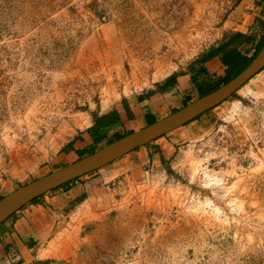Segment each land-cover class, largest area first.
Here are the masks:
<instances>
[{
  "label": "rangeland",
  "instance_id": "rangeland-1",
  "mask_svg": "<svg viewBox=\"0 0 264 264\" xmlns=\"http://www.w3.org/2000/svg\"><path fill=\"white\" fill-rule=\"evenodd\" d=\"M242 1L0 0V187L16 178L3 195L43 177L116 105L231 38ZM162 40L174 51L145 68ZM185 130L156 164L104 183L36 264H264V70ZM108 132L85 153L124 135Z\"/></svg>",
  "mask_w": 264,
  "mask_h": 264
},
{
  "label": "crops",
  "instance_id": "crops-1",
  "mask_svg": "<svg viewBox=\"0 0 264 264\" xmlns=\"http://www.w3.org/2000/svg\"><path fill=\"white\" fill-rule=\"evenodd\" d=\"M263 22L264 0H243L235 12V22L232 26L233 36L207 54L218 49L221 53L206 63L201 61L193 63L186 73L172 74L165 80L140 92L137 96L127 98L124 102L116 105L111 110L118 111L120 121L110 128L109 135L122 132L124 135L135 133L199 100L201 97L197 96L202 93L200 85H197L199 82L204 87V84L207 86L211 80H223L227 76L230 66L228 61H231L230 52L235 51L240 58L255 55L264 38ZM235 34H242L245 38L232 42ZM196 121L172 133L180 131L176 137L182 136L186 134V127ZM172 133L79 178L67 188L48 192L39 198L37 203H31L24 207L0 226V264H36L41 262L40 254L50 241L71 224L76 213L84 204L96 198L105 189L104 183L111 181L120 172L131 171L133 173L142 170L147 163L151 162V159L156 164L157 160L151 156L156 153L157 149L167 155L170 150L169 146L172 145L169 143L172 140L170 138ZM151 145H160V148L155 146L154 148ZM67 146L68 150L57 155L51 165H47L48 173L44 172L41 176L60 169L61 167L49 169L57 163L64 162L69 165L77 161L74 159L79 152L84 153L82 157L90 155L85 152L94 146V141L87 132L72 138ZM38 171L39 169H36L35 174ZM21 178L20 181L24 180L25 176ZM13 179L15 180L6 181L0 187V200L6 196L3 195V192L13 188L16 178ZM14 191L10 190L8 193Z\"/></svg>",
  "mask_w": 264,
  "mask_h": 264
},
{
  "label": "water",
  "instance_id": "water-1",
  "mask_svg": "<svg viewBox=\"0 0 264 264\" xmlns=\"http://www.w3.org/2000/svg\"><path fill=\"white\" fill-rule=\"evenodd\" d=\"M263 70L264 48L243 73L213 93L9 194L0 200V226L48 192L93 173L216 109L239 93Z\"/></svg>",
  "mask_w": 264,
  "mask_h": 264
},
{
  "label": "trees",
  "instance_id": "trees-1",
  "mask_svg": "<svg viewBox=\"0 0 264 264\" xmlns=\"http://www.w3.org/2000/svg\"><path fill=\"white\" fill-rule=\"evenodd\" d=\"M262 26L264 28V22H263ZM244 38H245V36H243L242 34H235L234 37H233L232 42H236V41L242 40ZM263 48H264V38H263V41L260 43L257 52L252 57L240 58V56L236 55L235 51L230 52L229 56H231V61H228V64L230 65L229 66V72H228L227 76L223 79L222 85H218V86L206 91L201 84H199V83L197 84L198 86L200 85V89L202 90L201 98L213 93L214 91H216L217 89L221 88L225 84H227L230 81H232L233 79H235L241 73H243L249 67V65L253 62V60L259 55V53L261 52V50ZM220 53H221V51L219 49L215 50V51H213V52H211V53H209L207 55H204L203 58L200 61L202 63H206V62L210 61L211 59L217 57ZM196 81H198V80L196 79ZM201 117L197 118L196 120L200 119ZM196 120H194V121H196ZM119 121H120V114L118 113V111H114V112L105 114L101 118H99V120L96 121V124H95L94 128L91 130V132H92L91 135L95 136L94 143L95 142H100L105 137L106 132L109 131L110 128L113 127L114 125H116ZM124 136H126V135H124ZM124 136H120V137H118V139H120V138H122ZM95 152H93V153H95ZM77 180H79V179H77ZM73 182L68 183L66 185H63V186H61V187H59V188H57L55 190H58L60 188H67ZM41 197H39V198H41ZM38 200L39 199H36L32 203H37Z\"/></svg>",
  "mask_w": 264,
  "mask_h": 264
},
{
  "label": "bare ground",
  "instance_id": "bare-ground-1",
  "mask_svg": "<svg viewBox=\"0 0 264 264\" xmlns=\"http://www.w3.org/2000/svg\"><path fill=\"white\" fill-rule=\"evenodd\" d=\"M160 35H159V38H160ZM177 43H181V41H179ZM167 44H165V45H167ZM168 46L170 47V49L168 52H166L165 46L163 44V40L160 43L153 44V50L150 52V54L155 57V62H154V64H151V63L146 64L145 68L148 69L152 65L156 66L158 63H161L163 61L164 57H166L167 55H170L174 50H173V46L171 45V43ZM144 47L149 48V42H147L144 45Z\"/></svg>",
  "mask_w": 264,
  "mask_h": 264
}]
</instances>
